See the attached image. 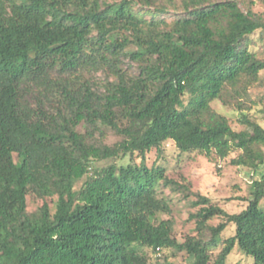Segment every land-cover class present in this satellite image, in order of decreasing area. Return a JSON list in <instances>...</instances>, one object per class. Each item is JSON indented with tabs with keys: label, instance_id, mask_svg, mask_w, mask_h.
Instances as JSON below:
<instances>
[{
	"label": "trees",
	"instance_id": "obj_1",
	"mask_svg": "<svg viewBox=\"0 0 264 264\" xmlns=\"http://www.w3.org/2000/svg\"><path fill=\"white\" fill-rule=\"evenodd\" d=\"M239 5L182 0V15L168 21L175 0H0V264H150L142 247L210 264L218 244L212 264H225L235 248L264 264V128L245 119L248 128L235 131L210 106L264 70L246 44L264 22ZM125 58L137 71L123 69ZM56 67L58 78L50 75ZM82 72L105 73L104 82L81 81ZM33 90L57 98L52 112L41 99L31 105ZM82 122L121 140L88 143L76 131ZM167 141L219 159L238 151L231 164L257 176L246 207L229 214L197 195L191 218L199 235L179 243L169 220L156 222L170 210L156 187L174 184L162 168L110 165L74 189L90 161H143ZM30 193L43 200L34 214L26 211ZM46 199L55 201L53 213ZM214 218L222 221L209 226ZM229 225L234 234L222 240Z\"/></svg>",
	"mask_w": 264,
	"mask_h": 264
},
{
	"label": "rangeland",
	"instance_id": "obj_2",
	"mask_svg": "<svg viewBox=\"0 0 264 264\" xmlns=\"http://www.w3.org/2000/svg\"><path fill=\"white\" fill-rule=\"evenodd\" d=\"M106 3H113L119 0H103ZM177 9L170 8L169 15L166 20L172 21L182 15L181 1L175 0ZM211 2H222L226 0H210ZM140 3V2H139ZM157 3H159L157 1ZM138 5L135 9H144ZM180 7V8H179ZM240 9L244 12H251L258 16L264 22V0H240ZM139 16L149 20L152 16L142 11ZM155 17V16H154ZM247 48L255 53L257 58L264 59V31H257L254 36L247 38ZM123 69L130 72L137 71V64L125 58L122 63ZM51 77L58 78L59 68H55L51 72ZM62 76V75H61ZM80 74L81 81H92L94 83L104 82L105 73H87ZM42 90H33L27 96V100L36 108L38 100L41 99L43 108L52 112L56 107L57 98L46 100L42 97ZM187 98V97H186ZM55 99V100H54ZM211 109L224 116L235 131H243L248 127L244 122L245 119L259 124L264 128V70L259 73L256 82L245 85L241 84L235 89L228 87L222 96V99L214 100L210 104ZM118 123L126 124V120L122 118L120 112L117 115ZM76 131L85 136L88 143L96 145L112 146L121 140L111 129L98 125L96 128L90 127L85 122L80 123L76 127ZM239 152L235 151L228 155L225 159H219L215 156L206 157L198 152H179L174 143L167 141L156 150L153 149L145 154L142 161L140 156H125L111 160L90 161L89 173L75 183L74 189L79 191L85 181L95 171H99L110 165L119 167H127L129 165L140 164L146 165L148 168L160 167L168 179L174 182L170 187L159 183L156 187L159 198L168 202L170 210L168 213H159L156 215V222L161 220H169L172 227L173 238L181 243L187 237H197L199 234L196 230L195 220L191 218L199 207L193 205L197 195L208 197L211 202L229 214H235L242 211L246 205L251 193V182L257 179V176L249 169L238 167L231 164V160L238 156ZM16 160V157L14 156ZM93 183V182H92ZM82 194L79 199L82 198ZM50 211H54V200L46 199ZM43 204V200L30 193L27 196L28 214H34ZM260 207L264 210V199L260 202ZM222 221L221 218H214L208 221L209 226H216ZM234 234V227L229 225L222 232V240ZM203 239H209V233H203ZM221 244L210 248L211 260L213 263ZM139 253L145 255L150 264H189L192 257L184 251L175 249H164L154 252L149 248H139ZM225 264H253V261L244 256L236 248L226 260Z\"/></svg>",
	"mask_w": 264,
	"mask_h": 264
},
{
	"label": "built area",
	"instance_id": "obj_3",
	"mask_svg": "<svg viewBox=\"0 0 264 264\" xmlns=\"http://www.w3.org/2000/svg\"><path fill=\"white\" fill-rule=\"evenodd\" d=\"M157 251H159V250L157 249Z\"/></svg>",
	"mask_w": 264,
	"mask_h": 264
}]
</instances>
